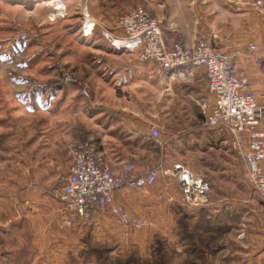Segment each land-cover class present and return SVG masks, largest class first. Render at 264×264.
I'll use <instances>...</instances> for the list:
<instances>
[{
    "label": "crops",
    "instance_id": "obj_1",
    "mask_svg": "<svg viewBox=\"0 0 264 264\" xmlns=\"http://www.w3.org/2000/svg\"><path fill=\"white\" fill-rule=\"evenodd\" d=\"M254 2L163 0L162 5L153 7L163 23L168 47L176 42L192 47L198 39H207L218 50L234 54L236 70L247 74L257 103L264 105V19L254 9ZM253 43L259 45L256 53L249 52ZM110 61L113 76L107 99L97 102L101 105L96 107L90 102L104 110L93 115L104 134L93 135L91 140H86L88 132L80 134L75 146L90 142L115 171L130 163L142 172L151 163L146 147L149 127L167 119L175 122V146L182 148L186 136L195 158L199 153L213 156L207 170H190L197 178L208 186L223 179L237 187L234 172H230L233 176L221 172L233 162L236 149L232 134L222 126L206 124L215 99L204 67L179 68L163 77L157 75L153 63L142 66L130 60ZM0 90H4L0 97V264H101L102 239L105 234H117L112 229L115 224L113 219L89 225L77 219L72 227L64 224L59 195L69 176L73 150L71 158L66 123L60 124L59 130L53 128V100L35 105L32 93L21 91L13 82ZM260 129L264 131V120ZM243 139L248 144L247 134ZM180 191L177 200L189 206ZM143 201L146 204L153 198L144 196ZM204 246L203 242L196 245L202 248L203 256L178 246L177 262L234 264L238 260L211 255ZM256 261L264 264L262 259Z\"/></svg>",
    "mask_w": 264,
    "mask_h": 264
},
{
    "label": "rangeland",
    "instance_id": "obj_2",
    "mask_svg": "<svg viewBox=\"0 0 264 264\" xmlns=\"http://www.w3.org/2000/svg\"><path fill=\"white\" fill-rule=\"evenodd\" d=\"M84 2L0 0V86L18 83L21 91L34 93L31 97L35 105L43 106L50 98L53 100L50 107L52 120L56 122L53 128L59 130V125L66 123L71 158L70 150L77 147L80 134L84 136L88 132L86 140L104 134L93 115L104 111L94 107L107 99L113 76L110 60H130L140 65L138 53L115 49L105 33L118 32L117 21L122 12L143 6L158 19L153 6L163 4V0H89L86 11L81 6ZM121 6L126 7L122 9ZM257 11L264 19V4L263 9ZM87 13L98 25L97 32L89 37L82 29V14L88 16ZM66 75L78 83H65ZM80 83L90 85L89 98L80 96ZM2 93L4 90H0V97ZM153 125L160 129L164 146L156 145L149 136L146 143L147 155L151 158L149 167L164 163L170 167L182 164L189 170L193 167L207 170L206 164L213 160L211 154L199 153L195 158V150L186 144V136L182 148L172 143L175 122L165 119ZM232 160V165L226 164L221 172L230 176H233L230 172H234L237 187L228 180L218 179L220 183L209 185L203 206L190 203L188 206L181 199L177 200V196L182 195L178 180L162 172L151 188L122 191L123 200L120 195L119 200L133 216L146 215L148 225L139 232H129L125 228L129 233L126 234L113 217L102 218L113 219L112 229L117 234H105L102 239L101 264H181L177 262L178 246L199 255L202 248L196 245L202 242L211 255L238 259L234 264L242 261L243 264H256V259L264 260V201L251 186L246 166L236 151ZM144 196L153 201L145 204L142 202Z\"/></svg>",
    "mask_w": 264,
    "mask_h": 264
},
{
    "label": "built area",
    "instance_id": "obj_3",
    "mask_svg": "<svg viewBox=\"0 0 264 264\" xmlns=\"http://www.w3.org/2000/svg\"><path fill=\"white\" fill-rule=\"evenodd\" d=\"M84 1L81 6L88 11L89 0ZM263 4V0H256L254 7L262 10ZM82 16L84 35H94L97 23L89 15ZM162 25L143 6H135L119 16L117 33L105 34L115 49L138 53L140 65L153 63L159 76L164 77L165 73L185 67L206 69L209 90L215 99L206 124L211 127L222 126L230 131L233 146L246 166L248 180L264 201V131L260 129L264 120V105L257 103L247 74L236 70L234 54L218 50L205 39H198L192 47H185L180 42L168 47ZM258 50L259 45L256 43L249 46L251 53ZM64 82L78 83L70 75L65 76ZM79 86L80 96L89 98L90 85L80 83ZM245 134L249 136L248 144L243 139ZM149 136L156 145L161 148L164 146L162 133L157 126H150ZM161 172L178 180L188 203L199 205L206 202L209 186L202 179L195 180V175L182 164L170 167L160 163L141 172L128 163L115 171L103 160L93 144H79L73 151L69 176L59 195L64 206V224L72 227L78 219L83 225H89L109 215L129 232L143 230L148 225L147 218L133 216L119 200V195L124 190L143 191L151 188ZM197 183L201 189L196 191Z\"/></svg>",
    "mask_w": 264,
    "mask_h": 264
},
{
    "label": "bare ground",
    "instance_id": "obj_4",
    "mask_svg": "<svg viewBox=\"0 0 264 264\" xmlns=\"http://www.w3.org/2000/svg\"><path fill=\"white\" fill-rule=\"evenodd\" d=\"M58 9H60V8H58ZM118 44H120V43H118ZM193 178H195V180L198 179V178H196L195 176H193ZM200 189H201V186L199 185V183H197V184L195 185V190L197 191V190H200Z\"/></svg>",
    "mask_w": 264,
    "mask_h": 264
},
{
    "label": "trees",
    "instance_id": "obj_5",
    "mask_svg": "<svg viewBox=\"0 0 264 264\" xmlns=\"http://www.w3.org/2000/svg\"><path fill=\"white\" fill-rule=\"evenodd\" d=\"M97 32V31H96ZM112 46V45H111Z\"/></svg>",
    "mask_w": 264,
    "mask_h": 264
}]
</instances>
